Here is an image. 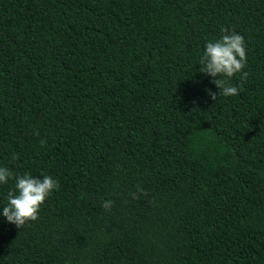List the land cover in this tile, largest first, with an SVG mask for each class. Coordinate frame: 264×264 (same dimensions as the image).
Wrapping results in <instances>:
<instances>
[{
	"label": "trees",
	"instance_id": "1",
	"mask_svg": "<svg viewBox=\"0 0 264 264\" xmlns=\"http://www.w3.org/2000/svg\"><path fill=\"white\" fill-rule=\"evenodd\" d=\"M222 28L230 97L199 72ZM0 166L59 184L0 215V264H264V0H0Z\"/></svg>",
	"mask_w": 264,
	"mask_h": 264
},
{
	"label": "clouds",
	"instance_id": "2",
	"mask_svg": "<svg viewBox=\"0 0 264 264\" xmlns=\"http://www.w3.org/2000/svg\"><path fill=\"white\" fill-rule=\"evenodd\" d=\"M246 63V44L243 36L234 30L222 28L219 39L205 43L199 59V72L214 78L211 83L219 90L218 95L230 97L238 95L243 90V83L248 77V73L243 71ZM238 73H242L240 86H232L230 81ZM218 95L210 94L213 100H217ZM33 134L39 135L38 131ZM12 159H18V155L14 153ZM9 179H14L15 183L13 189L7 193V204L2 208L0 215L9 224L21 229L27 223L38 219L41 206L53 190H58L59 184L49 175H44L42 179L33 177L27 172L17 175L8 167L0 166V184H7ZM141 194L147 193L138 185L137 191L131 196L133 199H138ZM113 203L111 200H106L102 203V208L108 212L113 207Z\"/></svg>",
	"mask_w": 264,
	"mask_h": 264
}]
</instances>
